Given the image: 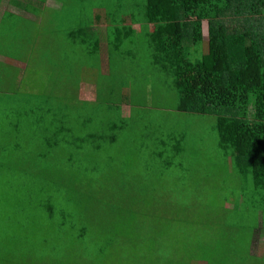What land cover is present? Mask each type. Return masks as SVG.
Returning a JSON list of instances; mask_svg holds the SVG:
<instances>
[{
	"label": "trees",
	"instance_id": "trees-1",
	"mask_svg": "<svg viewBox=\"0 0 264 264\" xmlns=\"http://www.w3.org/2000/svg\"><path fill=\"white\" fill-rule=\"evenodd\" d=\"M81 1L82 14L67 29L71 35L66 36L72 40L63 45L58 35L50 36L55 43L60 41L55 44L57 53H64L68 45L75 50L68 68H47L53 75L52 87L66 91L70 80L75 83L93 74L94 69L81 64L97 52L102 64L106 34L110 71L114 69L110 59L120 62L136 55L143 56L146 67L112 84L108 98L98 92L94 104H84L79 110L76 92L67 103L42 100L39 105L34 98L26 99L23 112L6 115L7 132L0 138H8L10 145L0 144L3 221L13 223L17 208L19 215L28 213L36 222L30 226L27 241L38 240L45 249H52L56 256L51 255L52 264H73L79 259L82 264H264V0H143L141 7L136 6L137 0H119L117 4L123 1L130 9L117 11H122L118 20L112 12L115 9L102 13L101 4ZM111 3L117 5L108 0ZM131 25H140L139 31ZM34 49L27 48L21 58L48 55L38 49L35 55ZM8 53L14 56L12 49ZM13 72L18 70L0 61L1 96L17 90V84L7 81ZM94 84L97 91L104 89L105 83ZM73 85L78 91L79 84ZM162 92L174 95L172 115H179L178 120L189 116L212 120L216 153L231 172L209 184L212 194L162 195L166 201L150 194L153 202L155 197L165 206L144 219L134 211L125 213L113 201H132L136 206L142 203L141 196H118L114 190L112 196L102 191L98 182L106 176L96 171L95 164L98 155L108 160L100 149L117 141L119 132L136 124L137 131L139 125L146 130L147 122L154 123L144 102ZM6 105L1 101L0 117ZM42 105L49 111L37 112ZM140 105L144 114L137 111ZM103 106L110 107V112ZM123 106L131 108L129 117L122 116ZM21 136H26L24 141ZM23 142H28L26 148ZM181 145L179 138L171 142L173 155L183 152ZM200 175L201 183L207 184V178ZM104 182L112 187L110 181ZM54 184L56 193L46 194L44 189ZM57 200L61 205L55 211L56 220ZM96 214L116 215L117 222L111 226L114 231L109 228L96 238H108L109 243L95 248L88 247L83 237L90 216ZM37 216L46 218L42 221ZM94 249L95 256L85 254Z\"/></svg>",
	"mask_w": 264,
	"mask_h": 264
},
{
	"label": "rangeland",
	"instance_id": "rangeland-1",
	"mask_svg": "<svg viewBox=\"0 0 264 264\" xmlns=\"http://www.w3.org/2000/svg\"><path fill=\"white\" fill-rule=\"evenodd\" d=\"M114 3H118L119 0H112ZM95 4L102 5V13L105 11H112L117 14L115 19L118 20L120 14L124 10V13L129 11L130 5L108 4V0H92ZM5 3H10L9 0H5ZM143 0H137L136 6H142ZM135 5H131L133 8ZM122 10L121 12H117ZM56 20L53 23L52 30L56 31V34L63 40H69V37L65 36L62 32L68 28L69 23L74 19H68L66 24L61 12L56 13ZM139 19H142L141 15H138ZM61 33H59V32ZM204 35H208L207 25L204 24ZM37 43L41 47V41L39 36L36 35ZM50 40V37H47ZM31 46L25 45L20 48H29ZM23 53V54H22ZM78 53V52H77ZM17 59L27 55L25 52H17ZM75 55V50L68 45L64 49V54L59 51L52 59V62L44 61L40 56L37 55V60L25 63L23 62V72L27 73L20 79L18 88L14 93L6 95H0L1 101L7 103L5 113L0 117V138H3L7 132L6 115L8 113H16L25 110L26 99L34 98V102H41L43 100L49 104L56 100H62L65 89L59 90L52 87L50 83L52 79V73L47 68L49 64L58 63L64 60L63 66L66 67L70 64L72 57ZM27 66V67H26ZM31 66L34 68L31 69ZM26 67V68H25ZM25 69V70H24ZM60 69V68H58ZM34 70L35 74H32ZM58 71V70H57ZM125 75H127L125 73ZM160 89H163L162 86ZM90 99V97H86ZM162 99V100H160ZM42 103V104H43ZM147 110L149 115L152 117L154 123L147 122L146 130L139 125L132 131H121L119 132V138L117 141L111 144H105L101 151L107 153V161L103 160V157L98 155L96 161V171L98 173L103 172L105 178H101V182L98 184L102 185V191L112 195L110 191L119 193L120 195H140L139 205L134 206L132 201H122L114 198L113 201H118L121 204L122 209L126 211H134L139 216H143L144 219L148 215H153V211H161L165 205L156 202L155 197L162 198L166 201L162 195H177L187 193L188 195H208L212 194V187L209 186L215 184L217 180H220L221 175L229 172V168L225 167L226 162L221 160V157L216 153V131L212 120L204 118L203 120L198 116H189L188 118H180L179 115H172L174 109L175 97L174 95L162 94L155 95L154 98H149ZM46 104V105H47ZM46 105H42L41 109L37 112L44 114L48 112ZM1 108V107H0ZM137 111L143 113L141 105L137 107ZM67 113V109L62 110ZM71 111V110H69ZM129 109L124 108V115H129ZM144 114V113H143ZM170 114V115H169ZM145 116V115H144ZM168 116H171L168 118ZM146 118V117H145ZM136 120V119H135ZM136 126V125H135ZM29 135V134H27ZM24 141L26 136H21ZM181 140L183 152L179 155H173L171 142L175 140ZM0 144L5 142L7 148H10L8 138L0 139ZM28 142L22 143L26 148ZM63 145V144H62ZM105 149V150H104ZM159 154L160 156L152 159L149 155L152 153ZM149 154V155H148ZM231 172V171H230ZM207 178V184L201 183V174ZM93 175L94 172L92 173ZM110 174V177L108 175ZM18 176L20 173L18 171ZM208 176V177H207ZM112 177V178H111ZM114 180V181H112ZM104 181H110L111 186H106ZM82 188H86L87 184L78 183ZM230 186L233 183L230 181ZM57 186H47L44 189L46 194L56 193ZM234 189L238 190L236 187ZM30 192L31 189H26ZM228 193L233 194L232 190ZM45 194V195H46ZM150 194L156 195L154 202L151 200ZM115 196V195H112ZM124 198V196H123ZM124 202V203H123ZM61 203L59 200L54 204L53 218L57 220L58 215L55 211H58ZM3 203L0 201V263L3 264H52L51 261L56 258L52 249L46 248L45 244L37 242L27 241L30 237V226L36 221L30 218V215L23 213L19 215L17 208V216L13 223L3 221ZM8 207V206H5ZM17 207V206H16ZM227 207H231V204H227ZM13 209L12 207H8ZM39 219L40 217H35ZM46 217L43 216L39 219L42 221ZM116 215L102 216L100 214L91 215L89 223L86 228L88 231L84 234V242L88 243L89 246L105 245L109 243L108 238H104L102 241H97L96 238L100 237L101 233L107 231L109 228L114 231L112 225L116 221ZM34 219V218H33ZM96 220V221H95ZM123 228L121 229V231ZM54 246V241L51 242V248ZM87 247V248H88ZM86 248V249H87ZM130 249V248H129ZM41 251V252H40ZM85 254L88 256H95L96 249L94 251H86ZM51 255L54 256L51 259ZM131 255V252H130ZM80 256V255H79ZM78 256V258H79ZM110 255H108L109 258ZM85 261V260H84ZM124 263V262H123ZM73 264H82L81 260H75ZM86 264V261H85ZM119 264V263H118Z\"/></svg>",
	"mask_w": 264,
	"mask_h": 264
},
{
	"label": "crops",
	"instance_id": "crops-1",
	"mask_svg": "<svg viewBox=\"0 0 264 264\" xmlns=\"http://www.w3.org/2000/svg\"><path fill=\"white\" fill-rule=\"evenodd\" d=\"M10 3H5V0H0V61H5V63L10 66H13L18 72H13L12 75L8 76L7 81H13L14 84L19 83L20 79L24 80V77L27 73L21 70L23 66V62L25 65L27 63L32 62L33 60H37L36 52L38 50L47 51L48 55L43 58L44 61L52 62L53 57L57 54V48L55 41L50 36H55L56 31L52 30L53 23L56 20V13L61 12L63 15V19L65 23H68V19H74L77 21L78 17L81 16L82 12V5L81 0H9ZM84 1V0H83ZM92 1V0H85ZM86 6L91 7L90 3H86ZM93 15L97 16L98 13L92 12ZM98 21V20H97ZM130 26V25H127ZM136 31L140 29V25L132 26ZM69 28V25H68ZM67 28V29H68ZM67 29L62 30L63 34L66 36H70L69 31ZM59 32V31H58ZM53 33V34H52ZM61 33V32H59ZM36 35L39 36L41 41V47L36 45L37 39ZM107 38L102 43V64H101V56L100 53L93 54V58H87L82 61L81 66L84 68H91L93 74L89 77H81V80L74 81L70 80L71 86L65 91L64 93V103H67L70 99L69 97L72 95L77 94V102L76 106L77 109H80V106H84V104H94L96 102L98 92H102L105 98H108L111 94V86L114 83H122V79L124 77L131 75V73L136 68H145L146 62L141 55H136L133 59H123L122 61L118 62L117 59H110L112 65H114V69L112 71L109 70V55L107 54V47L105 46V42L108 40V35L106 34ZM45 37H50V40H47ZM44 38V39H41ZM61 39V38H60ZM53 40V41H52ZM64 45L66 40L61 39ZM72 40L69 39L67 43ZM61 42V43H62ZM36 46L34 49L36 57L32 58H18L17 59V52L26 51L27 48H20L22 46ZM5 46V48H4ZM106 48H105V47ZM3 49V50H2ZM10 49L13 50V55L10 56L8 53ZM98 50V49H97ZM5 54H2V53ZM63 52V51H62ZM64 54V53H63ZM16 55V56H15ZM39 58V57H38ZM4 59V60H3ZM24 59V60H23ZM64 60L59 61L58 63L49 64V66L57 67L58 65L63 66ZM101 64V65H100ZM102 66V68H100ZM27 67V66H26ZM25 67V68H26ZM34 67L31 66V69ZM68 68V67H64ZM25 70V69H24ZM125 73L127 75H125ZM5 74V73H4ZM34 73V70L32 72ZM104 75V76H102ZM100 76V77H98ZM135 76V75H134ZM101 77L105 79L102 80ZM78 79V78H77ZM96 83H105L104 89L101 91H97V87L94 84ZM139 81V80H138ZM141 83V81H139ZM73 84L77 86L79 84L78 91L74 88ZM124 98H126L125 91L122 92ZM86 97H90V99H86ZM62 99V100H63ZM129 109V115H124V108ZM104 109L105 112H110V107L104 106L101 108ZM94 114H101L100 112ZM131 114V108L129 106H123L122 108V116L129 117ZM102 115V114H101ZM111 117H114V114H109ZM116 121V119H114ZM137 125V124H136ZM137 128L136 126H134ZM133 126H129L126 131L133 130ZM111 135V133H107ZM98 136H105L101 132H97Z\"/></svg>",
	"mask_w": 264,
	"mask_h": 264
}]
</instances>
